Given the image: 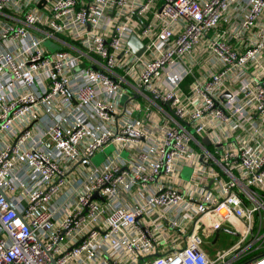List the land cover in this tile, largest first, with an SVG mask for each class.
Listing matches in <instances>:
<instances>
[{"label":"built area","instance_id":"2783aa9c","mask_svg":"<svg viewBox=\"0 0 264 264\" xmlns=\"http://www.w3.org/2000/svg\"><path fill=\"white\" fill-rule=\"evenodd\" d=\"M0 264H264V0H0Z\"/></svg>","mask_w":264,"mask_h":264},{"label":"rangeland","instance_id":"374dc122","mask_svg":"<svg viewBox=\"0 0 264 264\" xmlns=\"http://www.w3.org/2000/svg\"><path fill=\"white\" fill-rule=\"evenodd\" d=\"M48 46V49L50 50V52L54 51L57 49V47L55 45H53L51 42H46V44ZM110 151H112V147L107 149L105 154L102 152H99L93 159V161L96 164H100V162L104 159L105 155L107 153H109ZM188 174V171H185V175ZM234 237V240H236V237ZM203 249L206 251V253L213 257L216 253H219L222 249V246L220 243L217 242L216 239H212V238H205V244L203 245Z\"/></svg>","mask_w":264,"mask_h":264},{"label":"water","instance_id":"95a60500","mask_svg":"<svg viewBox=\"0 0 264 264\" xmlns=\"http://www.w3.org/2000/svg\"><path fill=\"white\" fill-rule=\"evenodd\" d=\"M129 45L133 48L134 52L139 55L143 50L144 46L143 44L138 41L134 36L130 39ZM206 145H209V142L207 140H204Z\"/></svg>","mask_w":264,"mask_h":264},{"label":"crops","instance_id":"0c3cea01","mask_svg":"<svg viewBox=\"0 0 264 264\" xmlns=\"http://www.w3.org/2000/svg\"><path fill=\"white\" fill-rule=\"evenodd\" d=\"M104 158H105V157H104ZM213 239H216V238H215V237H213ZM216 240H217V239H216ZM217 242L221 244V246H222V249H223L225 245H224L223 243H221L219 239L217 240Z\"/></svg>","mask_w":264,"mask_h":264}]
</instances>
